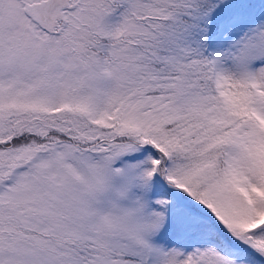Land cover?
<instances>
[{"label": "snow or ice", "instance_id": "1", "mask_svg": "<svg viewBox=\"0 0 264 264\" xmlns=\"http://www.w3.org/2000/svg\"><path fill=\"white\" fill-rule=\"evenodd\" d=\"M0 264H264V0H0Z\"/></svg>", "mask_w": 264, "mask_h": 264}]
</instances>
